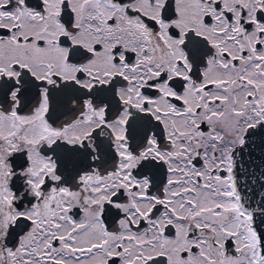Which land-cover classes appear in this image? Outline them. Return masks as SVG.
I'll return each mask as SVG.
<instances>
[{
	"label": "snow or ice",
	"instance_id": "snow-or-ice-1",
	"mask_svg": "<svg viewBox=\"0 0 264 264\" xmlns=\"http://www.w3.org/2000/svg\"><path fill=\"white\" fill-rule=\"evenodd\" d=\"M0 264H264V0H0Z\"/></svg>",
	"mask_w": 264,
	"mask_h": 264
}]
</instances>
